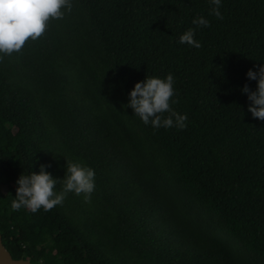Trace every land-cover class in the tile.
<instances>
[{"label":"trees","instance_id":"16d2710c","mask_svg":"<svg viewBox=\"0 0 264 264\" xmlns=\"http://www.w3.org/2000/svg\"><path fill=\"white\" fill-rule=\"evenodd\" d=\"M71 2L0 60V235L12 258L264 264V121L242 92L264 66V0H221L223 19L211 0ZM190 28L199 49L179 43ZM169 74L183 130L126 107L136 83ZM67 160L94 170L90 202L70 192L49 211L12 210L21 175L50 165L60 181Z\"/></svg>","mask_w":264,"mask_h":264},{"label":"clouds","instance_id":"9594fccd","mask_svg":"<svg viewBox=\"0 0 264 264\" xmlns=\"http://www.w3.org/2000/svg\"><path fill=\"white\" fill-rule=\"evenodd\" d=\"M211 3L215 7L210 14L223 19L219 11L221 0H211ZM65 9L71 11V0H0V60L3 55L19 52L29 39L40 38L46 32L50 20L64 17ZM192 23L197 27L210 26L209 21L203 17L194 19ZM194 36L195 30L190 28L180 36L179 43L199 49L202 45ZM246 75L249 80L257 82L255 91H251L247 84L242 89L250 101L248 112L254 119L264 121V66H260L258 71L250 69ZM173 84L171 74L166 79L146 77L144 81L134 85L126 107L131 108L145 125L151 124L157 129L176 127L183 130L187 126V116L180 115L171 108V103L179 102L172 100L175 95ZM164 113H168L166 118ZM46 167L50 165H41L39 174L19 177L16 181V197L11 203L12 210L26 208L35 213L43 208L49 211L61 205L70 192L84 194L85 202H90L95 188L93 169L67 160L65 177L58 181L46 172ZM58 183L62 185L59 192L55 190Z\"/></svg>","mask_w":264,"mask_h":264},{"label":"water","instance_id":"95a60500","mask_svg":"<svg viewBox=\"0 0 264 264\" xmlns=\"http://www.w3.org/2000/svg\"><path fill=\"white\" fill-rule=\"evenodd\" d=\"M0 264H32L26 259H13L7 249L4 247L0 235Z\"/></svg>","mask_w":264,"mask_h":264}]
</instances>
